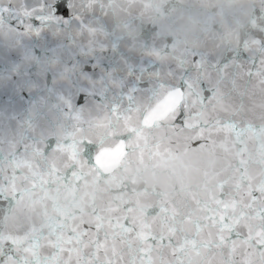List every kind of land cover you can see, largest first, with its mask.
Returning a JSON list of instances; mask_svg holds the SVG:
<instances>
[{
	"label": "snow or ice",
	"instance_id": "6c2138e0",
	"mask_svg": "<svg viewBox=\"0 0 264 264\" xmlns=\"http://www.w3.org/2000/svg\"><path fill=\"white\" fill-rule=\"evenodd\" d=\"M146 6L81 0L61 32L65 0L0 5L18 35L51 32L61 80L97 73L87 102L52 90L46 133L0 140V264H264V0L234 42L182 58L150 25L129 48L116 18ZM205 151L221 165L192 167Z\"/></svg>",
	"mask_w": 264,
	"mask_h": 264
},
{
	"label": "water",
	"instance_id": "95a60500",
	"mask_svg": "<svg viewBox=\"0 0 264 264\" xmlns=\"http://www.w3.org/2000/svg\"><path fill=\"white\" fill-rule=\"evenodd\" d=\"M19 0H0L12 8ZM50 53L39 36L18 35L0 25V140L19 139L25 134L39 136L48 131L46 102L62 92L69 99L59 74L45 61ZM27 215L10 217V222H27Z\"/></svg>",
	"mask_w": 264,
	"mask_h": 264
}]
</instances>
